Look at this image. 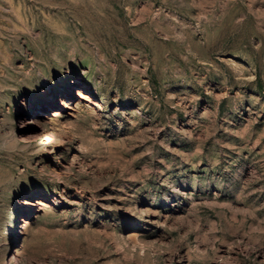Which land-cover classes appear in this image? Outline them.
<instances>
[{"label": "rangeland", "instance_id": "rangeland-1", "mask_svg": "<svg viewBox=\"0 0 264 264\" xmlns=\"http://www.w3.org/2000/svg\"><path fill=\"white\" fill-rule=\"evenodd\" d=\"M0 264H264V0H0Z\"/></svg>", "mask_w": 264, "mask_h": 264}, {"label": "bare ground", "instance_id": "bare-ground-1", "mask_svg": "<svg viewBox=\"0 0 264 264\" xmlns=\"http://www.w3.org/2000/svg\"><path fill=\"white\" fill-rule=\"evenodd\" d=\"M79 95L87 101H94L95 110H100L103 107V103L101 101L95 100L93 96L89 95L87 92H79ZM39 138H43V144H52L53 142H57V134L54 129L50 128L47 132H41L38 136Z\"/></svg>", "mask_w": 264, "mask_h": 264}]
</instances>
